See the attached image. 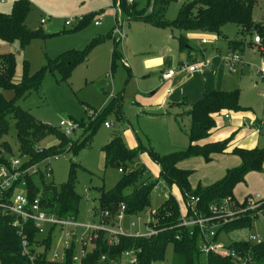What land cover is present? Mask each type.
<instances>
[{"label": "rangeland", "instance_id": "obj_1", "mask_svg": "<svg viewBox=\"0 0 264 264\" xmlns=\"http://www.w3.org/2000/svg\"><path fill=\"white\" fill-rule=\"evenodd\" d=\"M15 1L0 0V11L10 13ZM28 1L31 9L26 25L33 31L42 26L45 35L32 39L25 48H21L18 40L14 42L0 40V54H14L15 79H19L26 69H29L31 74L38 71L46 63V58L54 59L64 52L82 50L93 43L88 51V61L76 66L67 78H62L57 70H47L40 87L27 96H17L13 88L2 85H0V95L7 100L15 99L22 109L30 111L38 121L51 125L59 133L62 132L61 120L83 122L67 138L76 139V144L86 143L84 146L74 152L69 148V144L58 157L47 158L38 166L44 173L45 182L52 181L59 186L68 180L73 165L74 189L80 197L76 220L83 224L100 225L98 217L94 215L100 190L113 188L122 177L118 166L105 164L103 147L114 135H121L129 148L138 150L135 164L131 169L143 166L150 176L159 177V166L152 152L162 156L187 148L186 133L190 128V117L187 111L204 95L200 99L189 101V106L184 105L182 110L185 113L177 119L173 115L176 111L159 108L167 85L164 86V81L160 79L166 63L164 58L160 63H157V59L162 57L163 51L172 45L173 56L176 58L173 59L175 61L173 66L179 67L176 60L183 59L185 55L179 54L178 43L174 40V37L178 36V31L155 28L141 21H130L123 11L117 16L114 0ZM133 1H136L138 9H145V13L150 12L154 5L153 0H151V5H148L149 0ZM186 1L172 0L165 17L169 20L174 19L180 6ZM44 17H49V19L42 25L41 19ZM85 17L88 20L84 24ZM253 19L264 24V0H257L253 8ZM68 20L72 25L65 24ZM97 20L100 23L95 25ZM83 24L82 28L73 31L72 28ZM237 28L239 27L236 24H225L221 28L220 40L216 43L213 41L215 35H204L209 43L202 47L206 49L203 57L210 59L209 56L212 53L223 57L228 51L227 40L240 37L236 34ZM192 43L198 46V38ZM261 43L260 45L263 46V38H261ZM251 57L252 50L246 47L243 59L247 62ZM226 69L234 78L237 76L238 70H233L231 73L227 67ZM250 73L249 69H245L242 78H235L233 81L234 88L240 91L239 104L243 109L221 110L216 113L215 126L210 134L199 140L201 146L226 139L240 146L246 143L253 144L252 147L264 146L262 137L257 139V136H262L263 132L258 134L248 124L257 118L264 117V84H256L255 77ZM184 77L187 76L179 74L174 80L176 84L168 85L172 91L177 87L176 97L172 99L171 96L168 100L183 102L184 97L189 95L190 98H195L193 97L194 92L199 88V83L187 84L182 82ZM116 97H121L119 105L103 115L95 133L91 135V141L87 142L86 138L90 135V129L87 130L86 127ZM226 115L229 118H226ZM233 118L237 123L236 127L231 122ZM11 122L14 124L13 120ZM106 122L110 126H106ZM2 142H7L8 147L2 146ZM58 143V135L51 134L39 141L36 146L38 149H43ZM0 150L8 159L20 158L22 162L26 160V157L20 155L14 127H11L9 133L0 138ZM233 157L237 156L233 154ZM211 160L207 162L199 156L180 161L179 166L182 169L192 172L190 177L192 189L198 186H208L216 180V175L222 168L219 163L221 159L212 155ZM46 167L48 171L44 170ZM34 180L38 187H41L40 174L36 175ZM168 192L178 200L185 215L186 205L180 189L175 185L168 186L159 181L152 191L151 205L148 210L140 215L127 216L121 221L120 226L131 233L139 229L146 231L144 223L148 219L147 213L150 215L151 210L158 208ZM247 193H259L264 197V171L248 173L245 181L239 183L234 189V194L238 196L243 197ZM237 206L238 211H245V206L241 201ZM131 222L137 225L131 226ZM82 230L84 229L76 228V250L79 249L78 237ZM48 232L49 228H45L43 236L48 235ZM263 233L264 216L257 218L250 228L233 231L219 230L216 245L227 248L232 241L248 238L251 234ZM51 236L50 255L54 253L62 255L66 243L70 242L71 238L65 239L63 231L59 228H55ZM172 258L173 248L169 246L165 260L154 264H172ZM123 262L127 264L126 261Z\"/></svg>", "mask_w": 264, "mask_h": 264}, {"label": "trees", "instance_id": "obj_2", "mask_svg": "<svg viewBox=\"0 0 264 264\" xmlns=\"http://www.w3.org/2000/svg\"><path fill=\"white\" fill-rule=\"evenodd\" d=\"M171 1L153 0L154 5L148 13H145V9H138L136 1L114 0V3L117 16L123 11L130 21H141L160 29L178 31L176 39L179 49L188 55L194 50L188 33L222 35L221 28L228 23L239 27L240 38L228 40L229 46L235 50L244 48L243 39L246 36L259 35L264 40V24L253 19V8L257 0H187L180 6L177 16L169 20L165 17V13ZM151 3L152 1L149 0L148 5ZM30 9L28 0H16L10 13L0 11L1 41L18 40L21 48H25L32 39L45 35L42 26L33 31L26 25ZM87 20L86 18L84 24ZM84 24L75 26L76 28H72L73 31L82 28ZM91 45L82 50L64 52L54 59L46 58V63L38 71L31 74L29 69H26L19 79H15L14 54H0V85L13 88L17 96H27L40 87L49 69L57 70L62 78H67L76 66L87 62ZM194 61V58L188 60L189 63ZM239 98V89L215 90L205 93L200 100L192 104L187 112L190 117L187 148L162 156L152 152L160 170L157 178L150 176L143 166L131 169L135 164L138 150L129 148L121 135H114L103 147L105 164L116 165L118 163L116 166L122 169V177L113 188L100 190L94 214L99 222L114 225V217L123 204L125 213L129 216L146 212L151 205L152 191L159 181H164L168 186H177L186 204L192 203V197L198 198L193 208L205 215L212 214L211 206L219 205L224 201L239 205L234 189L239 183L245 181L248 173L264 171V146L251 149L231 148L230 139L203 146L197 143L214 128L216 113L221 110L243 109L239 104ZM119 101L121 97L114 98L92 119L86 127L87 130L90 129V135L86 138L87 142L91 141V135L95 133L103 115L117 107ZM76 122L79 123V121ZM82 123L80 121L78 125ZM11 127L15 129L20 155L26 157L27 165L60 155L69 144V148L74 152L86 144L83 142L76 144V139H68L66 135L59 133L51 125L38 121L30 111L22 109L15 99L7 100L0 95V138L9 133ZM51 134L58 135L59 143L49 148L38 149L37 143ZM1 145L8 147L7 142H2ZM216 153L235 154L240 158L241 163L228 168L224 176L212 184L192 189L189 180L192 172L180 168L178 163L182 159L199 156L209 162L212 154ZM8 161L9 159L0 150V164H8ZM43 174V172L40 173L41 187H38L34 180L35 176L32 175H28L25 182L22 184L20 182L17 186L26 190L32 199L40 197L41 205L49 213L60 217L68 215L76 217L80 197L74 189L73 165L68 180L59 186L52 181L45 182ZM15 189L13 188L12 191ZM106 212L108 215H105ZM181 212L180 203L170 194L158 208L150 212L151 220L148 225L158 230L157 234L150 236L119 235L118 243H111L108 233L100 230L93 241L92 249L86 255L76 254L77 241L73 240L69 247L64 248L62 259L52 261L49 258V251L52 246L51 232L55 228H50L48 235L43 236L32 222L22 221L13 214L6 213L0 207V264H122L123 253L129 250L134 251L137 256L134 264H154L165 260L169 246L173 248L172 264H241L242 262L264 264V239L254 241L247 238L232 241L228 249L236 252L235 257L214 252L205 256L199 248L202 239L199 227L182 225ZM188 213H191V208H188ZM255 220L256 216L251 212L242 213L218 228L215 239L218 237L219 230L233 231L250 228ZM23 235H26L28 240L26 252L22 246Z\"/></svg>", "mask_w": 264, "mask_h": 264}, {"label": "built area", "instance_id": "obj_3", "mask_svg": "<svg viewBox=\"0 0 264 264\" xmlns=\"http://www.w3.org/2000/svg\"><path fill=\"white\" fill-rule=\"evenodd\" d=\"M4 1V0H1ZM132 2L133 0H128ZM49 17H44L41 19V24L44 25L48 21ZM100 23L99 20L95 21V25ZM67 26L72 25V23L68 20L65 22ZM254 41L257 43H261V38L259 35H255ZM207 38H202L201 43H207ZM225 60L227 66L230 70H234L236 64L241 60V56L238 53H233L225 56ZM211 61L206 60H197L192 63H183L179 65L177 68H170L166 72L162 74V80L170 79L174 75L179 72H195L206 69L210 66ZM228 118L229 116L226 115ZM106 126H110L108 122L105 123ZM60 128L64 135L70 136L75 130L78 128V124L76 121L69 122L66 120H61ZM59 155H55L54 157H58ZM27 160L24 162L21 161L20 158H11L8 161V164H0V207L6 213H11L16 216L18 219L22 221H30L35 227L38 229L39 233L43 235L45 228H59L63 231V236L65 239H70V242L66 243L64 248L70 246L73 240L77 237L76 228H83L82 233L78 237L79 249L76 250V254L78 256H84L90 251L93 247V241L97 238L98 231L102 230L108 233L110 236L111 243H118L119 235H135V236H150L153 234H157L158 230L149 227L148 223L151 220L150 215H148V219L146 220L145 227L146 231L138 230L135 233H131L129 231H125L120 223L127 216L125 213V205H121L120 210L115 215L114 225L102 224L93 225L90 223H79L76 220V217L73 215H68L66 217H60L54 213H49L43 206L41 205L40 197L31 198L28 196V193L23 188L17 186L21 182L24 183L25 179L28 175L36 176L41 173L39 169V163L29 164L27 165ZM46 167L44 170H47ZM122 172V169H120ZM165 183L164 181H162ZM13 188H16L15 191H12ZM12 191V192H11ZM170 193L166 195L168 197ZM192 203H185L186 205V214L184 215L181 212V223L185 226H197L199 227L202 233V239L199 244L200 251L207 256L210 252L218 253L220 255L235 257L237 254L235 251L227 248H223L222 246L216 245V235L217 230L228 220L237 218L242 213L247 211L253 212L256 215V219L264 216V197H262L259 193L249 194L242 201L245 206V211H238V206L236 204H230L228 201H224L219 205L211 206V215H205L202 212L193 208V204L198 198L192 197ZM188 208H191V213H188ZM150 213V212H149ZM252 214V213H251ZM108 215V212L105 213ZM141 219V217H139ZM131 226H136L135 222L130 223ZM19 225V223H18ZM117 226V227H116ZM248 239L254 241H261L264 239L263 234H251ZM22 246L24 248V252L27 251L28 248V240L27 236H22ZM51 251H49V258L52 261L60 260L63 257L62 255H58L54 253L50 255ZM104 258V256H103ZM123 261H126L127 264H134L137 261V256L134 251H125L122 256V264ZM241 264H245L242 262Z\"/></svg>", "mask_w": 264, "mask_h": 264}, {"label": "crops", "instance_id": "obj_4", "mask_svg": "<svg viewBox=\"0 0 264 264\" xmlns=\"http://www.w3.org/2000/svg\"><path fill=\"white\" fill-rule=\"evenodd\" d=\"M155 28H157V27H155ZM237 29L239 31V28H237ZM164 30H167V29H164ZM238 31H237L236 34H238ZM172 32H174V31H172ZM204 35L200 34V33H188V37L190 39V43H191V45H192L194 50L190 53V55H188V53L181 52L180 49H178L180 55H182V56L185 55V57L183 59H181V58L179 59L178 58L176 60V63L178 64V66L183 64V63H187L184 60L188 61L190 58L191 59L194 58L195 61H197V60H206V58L203 57V54L206 52V49H202V47L204 45L208 44L209 40H208L207 43H204V44L201 43V39L203 37H206ZM213 35H215L213 41L215 43L218 42L220 40V35H218V34H213ZM197 38H198V46H194L192 41L196 40ZM239 38L240 37H237L235 39H239ZM174 40H176V42H177L176 37H174ZM232 40H234V39H232ZM243 41H244V44H245L244 48L235 50V49H233L232 47L229 46L228 40H227L228 51L226 52V54L224 56H227V55L233 54V53H238L241 56V60L236 64L235 69H234V70H238L237 76L235 77L236 79H241L242 76H243L242 73L244 72V70L245 69L246 70L249 69L250 72H251L250 74L253 75L255 77V79H256L255 83L256 84H264V45L262 46V45H260L262 43L255 42L254 41V35L246 36L243 39ZM246 47H249L252 50V57L247 62L243 59V57L245 56ZM171 48H172V45H171L170 48H168L167 50L163 51V53L161 55L162 57H159L157 59V63H160L162 61V59L164 58V62L166 63L164 69L162 70V72L160 74V79L161 80H162V74L164 72H166L170 68H175L173 66V63L175 62V61H173V59H176V58L173 56V50ZM178 48H179V45H178ZM224 56L223 57H218L216 54L212 53L209 56L210 59H208V60L211 61V64H210V66L208 68L200 70V71L189 72V73H187V72H179V73H177L176 75H174L170 79L162 80V81H164L163 85L164 86L167 85V88H166V93L163 96V100L159 104V108L162 107L163 109L165 108V109H171L173 111H176V112H174L173 115L175 116V119H177L178 116H181L182 114L185 113V112H183L184 110H182L183 109L182 107L184 105H188L189 106L190 102L194 101L195 99H200L201 96L204 95L205 93L210 92V91H215V90H224V91L234 90L235 89L234 88L235 84H234L233 81H235V78L228 71H226L227 70L226 67L228 68V66H227V63H226V60H225ZM190 63H192V62H190ZM229 71L231 73L233 72V70H230V69H229ZM179 74H185L187 76L186 78L184 77L182 82H186L187 84H192V83H195V82L199 83V88L194 92V96L193 97H195V98H190V95H189V96H185V97L183 96L184 99H185L183 102H177L176 100H172L174 97H176L175 95L177 93V87H175V89H174L175 91L173 90L174 91L173 92L171 90V88L168 87V85H170L171 83H174V85H175L176 81H174V80ZM232 77H233V79H231ZM171 96H172V99L168 100L169 98H171ZM179 110L180 111L182 110V111L180 112ZM231 122L236 127L237 123L234 120V118L231 120ZM248 124H249V127L253 131L257 132L258 134L263 132V135L262 136L258 135L257 139H261V137H262L263 143H264V137H263L264 136V117L261 118V119L257 118L252 123H248ZM186 135H187V133H186ZM187 138H188V136H187ZM197 143L199 144V141ZM188 145H189V139H188ZM252 146H253V144H248V143L242 144V146L237 145L236 143H234L232 141L230 143V147L231 148L232 147H241V148L251 149V148H254ZM212 155L215 156V158H217V156H218V158L221 159V160H219V163H221V165H222L221 170L216 175V178H215L216 180L222 178L228 168L238 166L241 163L240 158L237 155H236L237 157H233L232 153H216V154H212ZM193 158H196V157H193ZM179 164H180V162L178 163V166H179ZM190 177H191V175H190ZM189 180H190V178H189ZM168 193H170V192H168ZM234 195H235L237 200L240 199L239 201H242L249 194L247 193L243 197L242 196H238L236 194H234ZM181 210H182V207H181ZM245 239H247V238H245Z\"/></svg>", "mask_w": 264, "mask_h": 264}, {"label": "water", "instance_id": "obj_5", "mask_svg": "<svg viewBox=\"0 0 264 264\" xmlns=\"http://www.w3.org/2000/svg\"><path fill=\"white\" fill-rule=\"evenodd\" d=\"M116 165H118V163H116Z\"/></svg>", "mask_w": 264, "mask_h": 264}]
</instances>
